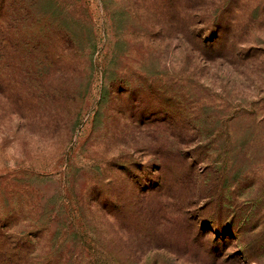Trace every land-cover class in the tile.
Here are the masks:
<instances>
[{
	"label": "rangeland",
	"instance_id": "1",
	"mask_svg": "<svg viewBox=\"0 0 264 264\" xmlns=\"http://www.w3.org/2000/svg\"><path fill=\"white\" fill-rule=\"evenodd\" d=\"M67 2L93 26L99 65L107 62L122 84L100 107L98 73L84 102L64 94L46 107L30 48H11L14 32L5 37L0 264H264V238L253 244L264 232V0L233 4L219 23L192 6L188 37L169 29L156 0ZM214 135L233 139L229 184L250 218L244 241H219L226 229L198 211L208 197L198 187L220 183L208 161L191 154L200 138ZM166 138L177 143L169 157L176 162L166 172L173 181L160 190L151 151L165 148ZM120 152L132 159L123 171L110 164ZM189 157L198 168L179 163Z\"/></svg>",
	"mask_w": 264,
	"mask_h": 264
},
{
	"label": "trees",
	"instance_id": "2",
	"mask_svg": "<svg viewBox=\"0 0 264 264\" xmlns=\"http://www.w3.org/2000/svg\"><path fill=\"white\" fill-rule=\"evenodd\" d=\"M240 1L156 0L162 13L167 14L169 17V29L181 31L186 37L193 35L192 32H188L185 28L187 9L192 6H199L202 15H205L204 17L207 20L212 18L213 23H219L224 12H228L233 4H239ZM6 2V4L1 3V12H3L4 17L0 20V55H4L9 49L8 44L3 45V42L5 37L12 32L17 35L18 39L9 44L11 48L20 45L30 48V61L32 60V63L29 64V69L32 72L41 71V103L48 107L57 98L65 96L64 94L70 96V100L74 101L79 98L83 99L82 102H84L86 93L93 84L95 76L99 73L101 75L99 106L105 105L109 101L113 88L121 85L122 82L119 79V74L112 72L109 64L106 65L107 62L102 63V66L99 65L100 55L95 58L98 46L91 23L84 20V17L77 15L76 10L70 8L72 6L67 0H41V6L39 5V0H6ZM38 5L39 10L36 9ZM207 8H209V11H206ZM35 9L37 12L33 13ZM211 9H214V14L209 17L208 14L209 12L211 14ZM84 12L87 13V10H84ZM18 20H20L19 25H23L19 29L16 26ZM27 22H30L31 25L26 26ZM36 25L37 27L41 26L38 32L33 31ZM25 26L27 29H25ZM36 37L37 40H35ZM24 39L30 41L23 42ZM220 40L222 42V37L219 38ZM31 41L33 44H30ZM40 49L41 53L39 52ZM4 59H7V57ZM24 63L25 60L22 59L21 64ZM75 83H79V85L75 86ZM84 85L85 89L83 88ZM70 86L76 91V95L69 93ZM80 113L81 111L75 114V119L77 118L78 122H80ZM97 113L99 114V112ZM196 121L198 122L197 119L192 120L194 123ZM166 139L170 143H163L165 148L159 147L157 150L151 151V161L158 165L157 169L161 172L157 187L160 190L165 189L173 181L167 178L166 172L176 162L175 158L170 159L169 157L171 153L176 152L174 149L177 143H175V140L172 141L171 138ZM210 139L200 138V143L197 145L195 153L191 154V157L200 159L199 164L208 161L207 167L211 169L212 178L215 179L214 183H220L221 185L215 186L213 183L209 185L205 183L203 185L204 191L213 192V194H210L201 190L197 183H194V186L198 187L200 192L208 195L198 208V211L200 212V217L209 221L211 225L221 226L222 229H226L222 239H219V241L226 242L228 240L235 242L237 238L244 241L249 236L248 226L250 218L248 217V211L232 197L234 192L231 189L232 185L229 184V181L233 178L232 170L237 160L236 156L233 155L234 152L230 151L233 139L224 135H214ZM214 155L218 158L216 161L211 162L210 160H214ZM245 155L248 157L247 154ZM191 157L179 163L186 166V168L188 167V169L198 168L196 162H191ZM131 161L132 159L127 156V153L120 152L117 156L110 159V164L123 171L124 167L130 166ZM173 178L179 180L178 175L173 176ZM206 179L208 177H205ZM174 181L176 180L174 179ZM241 181L237 183L240 184ZM243 220H245V224L240 227L239 224ZM262 223H264V219L261 220L260 225ZM261 237L264 238V232L261 236H256L253 239V244L261 243ZM244 249L248 257L254 250V248L249 246ZM249 260L255 261L253 258H249Z\"/></svg>",
	"mask_w": 264,
	"mask_h": 264
}]
</instances>
